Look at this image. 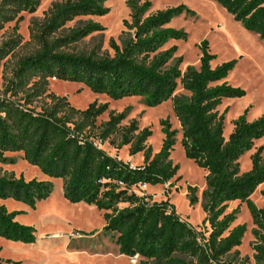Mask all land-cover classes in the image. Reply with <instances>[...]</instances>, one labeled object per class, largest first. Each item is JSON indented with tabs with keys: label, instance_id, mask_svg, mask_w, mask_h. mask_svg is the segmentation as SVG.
Segmentation results:
<instances>
[{
	"label": "trees",
	"instance_id": "obj_1",
	"mask_svg": "<svg viewBox=\"0 0 264 264\" xmlns=\"http://www.w3.org/2000/svg\"><path fill=\"white\" fill-rule=\"evenodd\" d=\"M42 1L0 0V30L21 13L33 14ZM112 1L58 0L41 21L31 22L29 38L36 48L16 59L0 97V165H14V158L6 154H20L47 181H25L0 169V201L12 200L35 210L51 196V181L61 180L62 197L67 202L103 212L101 232L113 239L121 256L137 257L139 264H246L236 258L246 227L230 229L238 209L226 213L229 203L238 202L245 205L254 227V264H264V189L259 192L261 208L250 200L264 184L263 149L250 155L247 172L240 173L238 163L264 138V113L248 122L245 110L232 122L233 129L225 140V112H218L222 100L245 96L244 91L225 82L235 62L211 68L215 57L202 41L198 69L187 67L181 75L180 59L173 58L176 48H163L169 41H186V33L168 25L180 15L192 17L194 13L184 6L150 13L151 3L145 0H126L129 21L124 22L119 43L109 41L110 54L99 48L75 50L77 44L103 28L87 21L63 31L65 25L77 18L105 16V4ZM209 1L264 45V0ZM12 43L0 48V62L8 56ZM49 80L81 84L92 94L113 101L139 97L149 108L171 98L183 155L206 172L201 199L203 224L208 230L197 232L166 201L154 202L151 196L132 192L139 185L166 184L178 171L169 159L176 132L166 121L160 124L164 139L154 155L145 145L150 131L134 135L136 128L130 123L119 146L128 145L130 157L142 154V165L132 166L96 145L108 140L123 114L110 112L108 121L96 126L106 105L92 103L85 110L74 109L66 98L48 93ZM177 81L187 98H172ZM34 103L40 104L38 109L32 108ZM188 190L189 206H193L197 202L195 191ZM19 214L0 205V239L34 244L36 230L15 222Z\"/></svg>",
	"mask_w": 264,
	"mask_h": 264
},
{
	"label": "rangeland",
	"instance_id": "obj_2",
	"mask_svg": "<svg viewBox=\"0 0 264 264\" xmlns=\"http://www.w3.org/2000/svg\"><path fill=\"white\" fill-rule=\"evenodd\" d=\"M58 0H44L33 14L21 13L17 18L5 24L0 30V48L12 43L8 56L0 62V97L6 80L14 67L17 58L29 55L36 47L29 38V29L33 20L41 21L51 5ZM151 3L150 13L165 9L184 6L194 13V16L180 15L173 19L169 28L183 31L187 34L186 41H169L164 49L175 47L174 60L180 59L178 70L184 74L187 67L198 69L200 51L198 45L205 41L209 54L215 58L211 61V68L228 62H235L225 82L233 88L244 91L245 96L239 99H224L218 112L224 113L223 137L226 140L231 133L232 122L243 114L246 120L252 122L264 113V45L257 36L244 30L224 10L209 0H145ZM126 0L107 2L108 13L103 17L77 18L65 25L66 28L80 26L87 21L97 23L103 28L99 34L91 35L77 44L74 49L78 52L99 48L101 52L111 53L108 49L109 41L119 43L124 22L129 21V10ZM172 96L187 98L179 82ZM48 93L59 98H66L71 107L85 110L90 104L106 105L104 114L96 119V126L108 121V113L123 114V119L114 129L108 140L99 146L107 155L132 166L142 165V154L130 157L129 146H119L121 136L134 122L136 131L133 134L148 129L151 133L145 145L150 147L152 155L159 152L164 135L160 125L166 121L171 131H175L174 146L169 159L178 166L176 175L166 184L149 186L139 185L132 188L138 196H151L154 202H167L175 209L176 214L199 233H205L208 225L203 224L205 214L202 210V192L205 190L206 172L197 168L193 162L186 160L180 147L181 132L179 124L172 113L171 98L156 107H146L139 97L125 98L118 101L110 100L104 95L92 94L81 84L49 80ZM40 104L34 103L32 108L38 109ZM262 148L264 152V138L254 143V148L244 154L238 161L239 172L250 169L249 157L255 149ZM15 160L14 165H0L1 172L12 173L15 178L22 177L25 181L32 179L47 181L40 171L26 164L20 154H6ZM53 191L45 201L36 205L35 210L7 200L8 212L20 213L15 222L36 230L34 244L27 245L0 239V264H130L125 257L103 256L92 253L98 245H113V239L101 232L104 222L103 212L93 206L85 204H71L62 197L61 180L52 181ZM194 189L197 202L189 206L190 193ZM264 184L251 195L252 203L261 208L263 206L259 192ZM238 209L235 221L230 229L237 225H244L246 232L241 245L236 248L237 260L246 264H254L251 232L253 226L244 204L233 202L228 204L226 213ZM100 231V232H99ZM99 232V233H98ZM98 233V234H97ZM97 234V235H96ZM96 235V236H95ZM89 245V246H88ZM81 249V250H80ZM136 259L135 264H139ZM147 264H151L148 262Z\"/></svg>",
	"mask_w": 264,
	"mask_h": 264
},
{
	"label": "crops",
	"instance_id": "obj_3",
	"mask_svg": "<svg viewBox=\"0 0 264 264\" xmlns=\"http://www.w3.org/2000/svg\"><path fill=\"white\" fill-rule=\"evenodd\" d=\"M50 198V197H49ZM6 202H7V200L6 201H0V205H3L5 208H6ZM38 205V204H37ZM100 232V231H99ZM98 232V233H99ZM97 233V234H98ZM96 234V235H97ZM95 235V236H96ZM89 246V245H88ZM81 250V249H80ZM91 252L92 253H96V254H98V255H103V256H113V257H124V256H121V255H119L118 254V251H117V248H116V246L115 245H108V246H105V245H98L97 247H96V250H91ZM125 258H127V257H125ZM128 260H129V262H130V264H133L132 262H131V259H129V258H127Z\"/></svg>",
	"mask_w": 264,
	"mask_h": 264
},
{
	"label": "built area",
	"instance_id": "obj_4",
	"mask_svg": "<svg viewBox=\"0 0 264 264\" xmlns=\"http://www.w3.org/2000/svg\"><path fill=\"white\" fill-rule=\"evenodd\" d=\"M96 145L100 146L99 143H97V142H96ZM136 259H137V257H134L133 259H131V262H132L133 264H135Z\"/></svg>",
	"mask_w": 264,
	"mask_h": 264
},
{
	"label": "bare ground",
	"instance_id": "obj_5",
	"mask_svg": "<svg viewBox=\"0 0 264 264\" xmlns=\"http://www.w3.org/2000/svg\"><path fill=\"white\" fill-rule=\"evenodd\" d=\"M55 81V80H54Z\"/></svg>",
	"mask_w": 264,
	"mask_h": 264
}]
</instances>
